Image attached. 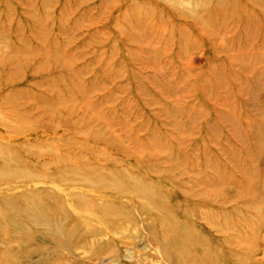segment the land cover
Here are the masks:
<instances>
[{
	"label": "rangeland",
	"instance_id": "obj_1",
	"mask_svg": "<svg viewBox=\"0 0 264 264\" xmlns=\"http://www.w3.org/2000/svg\"><path fill=\"white\" fill-rule=\"evenodd\" d=\"M263 3L0 0V264H264Z\"/></svg>",
	"mask_w": 264,
	"mask_h": 264
},
{
	"label": "bare ground",
	"instance_id": "obj_2",
	"mask_svg": "<svg viewBox=\"0 0 264 264\" xmlns=\"http://www.w3.org/2000/svg\"><path fill=\"white\" fill-rule=\"evenodd\" d=\"M172 3L177 4V5H181V6H186L188 8H190L192 10V12L196 15V16H200V20L201 23H206L208 25V27H210L211 29L214 28L213 24L211 23V21L206 18V17H201L200 14H198L199 10H202L203 6L207 7L210 4H215L216 0H189V1H184V0H171ZM222 2H226V0H219ZM260 2H264V0H257V3ZM140 3H136L135 4V8L139 5ZM264 4V3H263ZM262 5V4H261ZM140 6H142L140 4ZM190 6V7H189ZM191 13V11H190ZM216 28V27H215ZM216 30V29H215ZM214 30V31H215ZM255 139H257L256 142V150H257V161H260V159H264V130L263 131H258L256 134ZM1 153V152H0ZM3 153V152H2ZM10 156V154H9ZM7 161V160H6ZM13 161V160H11ZM255 161V160H254ZM256 161V162H257ZM262 162V160H261ZM17 168V167H16ZM255 174H257V167H255ZM254 168L251 170L253 172ZM19 169V168H18ZM251 179V178H250ZM260 179V183H259V187L262 188L264 190V176L262 175ZM103 179H101L102 181ZM100 181V180H99ZM101 184V182H99ZM104 183V180H103ZM143 184V183H142ZM255 181H251L250 185H251V189L250 190H254L253 186H256ZM257 186V189L259 188ZM146 190H150L149 188H146ZM152 190V189H151ZM148 192V191H147ZM150 192V191H149ZM166 196V195H165ZM130 197V196H129ZM51 200V199H50ZM20 201V200H19ZM18 201V202H19ZM32 201V200H31ZM1 202V200H0ZM22 202V201H21ZM23 203V202H22ZM55 203V202H53ZM138 203V202H137ZM18 204V203H17ZM20 204V203H19ZM149 204V203H148ZM5 205V204H4ZM253 205V204H252ZM254 205H256L255 207L258 208V205L256 203H254ZM7 206V205H6ZM150 206V205H149ZM20 207V206H19ZM254 207V208H255ZM8 208V206H7ZM11 208V207H10ZM9 208V209H10ZM212 211V210H211ZM136 212H139L138 209H136ZM111 213L110 211H106V214ZM118 215L119 212L117 211ZM116 213V214H117ZM164 213V212H163ZM1 214V213H0ZM113 214V212H112ZM226 214V213H225ZM115 215V214H114ZM164 215V214H163ZM139 216V215H138ZM162 216V215H161ZM66 217H67V211L64 208H61L58 205L55 206H51L48 208L46 207L44 204L39 203L37 204H33V205H24L21 206L19 208V210L16 212V214L12 215V214H8L6 216V219H9L11 221L12 224H14L15 226H17L18 228H22L24 227L22 225L21 221H27L30 222L31 224H34L38 227L43 228L44 230V234H50L52 237H54V239L56 240H60L64 235H70L73 232V228L71 230H67V228H64L65 222H66ZM137 218V217H136ZM163 218V217H162ZM228 218V217H227ZM5 219V218H4ZM76 220V219H75ZM7 221V220H6ZM78 221V219L76 220ZM167 221V220H166ZM5 222V221H4ZM3 223V222H2ZM8 223H10L8 221ZM1 225V224H0ZM164 225V224H163ZM20 226V227H19ZM24 229V228H23ZM67 232V234H65ZM40 233V232H39ZM156 233V232H155ZM154 233V234H155ZM43 234V235H44ZM229 234V233H228ZM153 235V234H152ZM156 236V235H155ZM47 237V236H46ZM230 244V243H229ZM160 248V247H159ZM161 249V248H160ZM165 249V248H164ZM163 249V250H164ZM161 251V250H160ZM165 252V251H164ZM191 255V254H190ZM190 257V256H189Z\"/></svg>",
	"mask_w": 264,
	"mask_h": 264
}]
</instances>
